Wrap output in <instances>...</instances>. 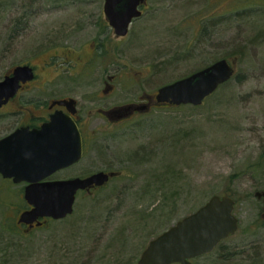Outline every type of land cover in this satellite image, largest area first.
<instances>
[{"label":"rangeland","instance_id":"374dc122","mask_svg":"<svg viewBox=\"0 0 264 264\" xmlns=\"http://www.w3.org/2000/svg\"><path fill=\"white\" fill-rule=\"evenodd\" d=\"M103 2L0 0V78L30 62L41 80L69 79L65 68L39 66L65 46H82L83 56L92 40L117 61L130 95L154 94L223 57L236 61L234 74L200 105L156 106L114 125L98 119L105 133L68 171L121 174L79 192L64 218L19 225L21 187L0 179V264H136L152 238L214 194L233 198L238 229L192 264H264V201L254 195L264 190V0H147L123 39L106 28ZM6 126L0 114V134Z\"/></svg>","mask_w":264,"mask_h":264},{"label":"water","instance_id":"95a60500","mask_svg":"<svg viewBox=\"0 0 264 264\" xmlns=\"http://www.w3.org/2000/svg\"><path fill=\"white\" fill-rule=\"evenodd\" d=\"M146 0H104L103 13L115 35H126L132 20L141 15ZM235 60L220 58L192 73L160 86L158 102L200 105L235 70ZM33 77L28 65H17L11 76L0 80V106L21 82ZM64 137V138H63ZM64 139V140H63ZM82 155L81 137L74 120L54 114L40 129L20 128L0 139V173L15 182L28 181L24 199L30 205L18 215V222L33 226L40 217L60 219L72 213L76 192L103 185L115 172L96 171L85 177L40 181L55 170L70 165ZM254 195L264 200V190ZM234 200L228 194H214L195 211L177 220L142 250L136 264H188L190 258L211 252L238 228ZM41 221H36L41 225Z\"/></svg>","mask_w":264,"mask_h":264},{"label":"flooded vegetation","instance_id":"af4514ba","mask_svg":"<svg viewBox=\"0 0 264 264\" xmlns=\"http://www.w3.org/2000/svg\"><path fill=\"white\" fill-rule=\"evenodd\" d=\"M146 3L147 0L139 6L142 13ZM103 19L106 28L113 34L115 39H123L128 34L129 31L123 36L115 35L105 15ZM86 47L88 51L85 50L87 53L82 56L80 54L82 46H65V48L61 49V53L51 54L48 60L39 66L41 72H46L50 69L58 70L65 68L68 76L70 75L69 79L64 80L51 77L41 80L37 66L30 62L10 65L0 78L2 80L6 76H11L14 67L17 65H28L33 70V77L25 82L20 81L16 92L8 97L0 106V114L2 118L6 119L7 124L4 131L0 134V139L23 127H26L28 130L40 129L43 124L51 121V117L54 114L61 115L62 117L68 115L75 121L78 127L82 144L81 157L74 163L55 170L40 181L65 180L73 177H85L90 174L85 168H82L78 174L76 173L74 175L68 170L78 166L79 163L83 165L87 162L90 144L98 137L97 134L105 133L106 129L98 126V119L107 120L113 125L121 124L138 114L148 112L152 107L173 105L158 102L155 98L157 91L154 94L144 91L138 96L130 95L129 89L121 83L118 73L119 66L116 68L114 65L117 61L115 59L107 60L104 57L103 42L92 40ZM56 58H60L61 62H57ZM97 69L112 71L113 73L105 75L106 78L103 76L95 78L96 75L92 71ZM86 70L94 75L92 76L94 77L93 79H81L82 76H86L85 73L88 74V72H85ZM88 76L90 75L88 74ZM118 85L119 88H117ZM93 122L96 123L94 128L90 127ZM99 171L115 172V174L110 176L109 180L103 185H92L89 188L79 189L76 192V196L79 192L104 186L112 178L121 174L118 170ZM0 179L2 182L9 184L10 187L19 185L21 187V196L24 198V188L28 184V181L15 182L13 177H4L1 173ZM259 199L263 200V198ZM29 207L30 205L26 202L21 211ZM50 219L52 218L40 217L36 221H41V225H37L36 221H34L31 227L22 222L17 223L30 230L43 226ZM194 258H190L188 264H192Z\"/></svg>","mask_w":264,"mask_h":264},{"label":"bare ground","instance_id":"6f19581e","mask_svg":"<svg viewBox=\"0 0 264 264\" xmlns=\"http://www.w3.org/2000/svg\"><path fill=\"white\" fill-rule=\"evenodd\" d=\"M137 18V17H136ZM181 105H183V104H181ZM181 105H178V106H181Z\"/></svg>","mask_w":264,"mask_h":264},{"label":"trees","instance_id":"16d2710c","mask_svg":"<svg viewBox=\"0 0 264 264\" xmlns=\"http://www.w3.org/2000/svg\"><path fill=\"white\" fill-rule=\"evenodd\" d=\"M224 58V57H223ZM226 83V82H225Z\"/></svg>","mask_w":264,"mask_h":264}]
</instances>
